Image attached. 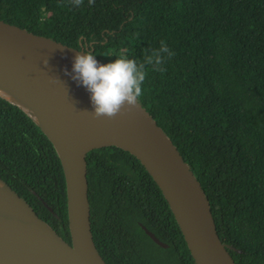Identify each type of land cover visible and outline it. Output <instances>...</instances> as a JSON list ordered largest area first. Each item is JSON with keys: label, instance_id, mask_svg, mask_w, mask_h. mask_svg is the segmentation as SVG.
<instances>
[{"label": "trees", "instance_id": "1", "mask_svg": "<svg viewBox=\"0 0 264 264\" xmlns=\"http://www.w3.org/2000/svg\"><path fill=\"white\" fill-rule=\"evenodd\" d=\"M0 19L78 49L92 42L103 63L121 54L141 60L165 41L175 56L166 72L149 70L140 101L200 181L220 239L240 250H230L235 262L264 264V0H0ZM86 160L93 240L107 264H195L135 156L107 146ZM0 177L70 242L60 159L2 98Z\"/></svg>", "mask_w": 264, "mask_h": 264}, {"label": "water", "instance_id": "2", "mask_svg": "<svg viewBox=\"0 0 264 264\" xmlns=\"http://www.w3.org/2000/svg\"><path fill=\"white\" fill-rule=\"evenodd\" d=\"M92 51L0 19V98L52 143L64 172L70 233L68 242L0 177V264H107L93 240L86 160L89 151L107 146L128 151L151 175L195 264H237L230 250H240L220 239L200 181L141 101L115 118L93 117L90 93L64 71L72 72L78 53Z\"/></svg>", "mask_w": 264, "mask_h": 264}, {"label": "clouds", "instance_id": "3", "mask_svg": "<svg viewBox=\"0 0 264 264\" xmlns=\"http://www.w3.org/2000/svg\"><path fill=\"white\" fill-rule=\"evenodd\" d=\"M71 6H82L84 0H69ZM89 5L95 0H88ZM63 8V3L59 4ZM41 13H45L42 6ZM46 15L40 16V23L46 20ZM105 56H108L107 54ZM175 53L165 41L160 42L159 49H145L143 58L137 60L127 55H117L114 61L100 63L93 52L78 53L74 57L72 72L65 69L66 75L82 85L90 93V100L94 111L93 117L115 118L122 114L126 107L130 110L136 107L144 95V83L149 70L164 73L166 60H170ZM47 64V59H44Z\"/></svg>", "mask_w": 264, "mask_h": 264}, {"label": "flooded vegetation", "instance_id": "4", "mask_svg": "<svg viewBox=\"0 0 264 264\" xmlns=\"http://www.w3.org/2000/svg\"><path fill=\"white\" fill-rule=\"evenodd\" d=\"M91 45H92V42H86V41L84 43L80 42V48L83 47L84 50H87V51L91 50L90 48Z\"/></svg>", "mask_w": 264, "mask_h": 264}]
</instances>
